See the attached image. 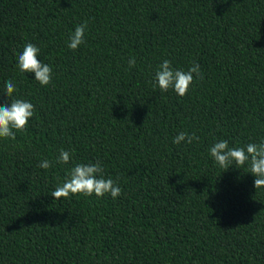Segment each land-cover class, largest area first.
<instances>
[{
	"label": "trees",
	"instance_id": "obj_1",
	"mask_svg": "<svg viewBox=\"0 0 264 264\" xmlns=\"http://www.w3.org/2000/svg\"><path fill=\"white\" fill-rule=\"evenodd\" d=\"M26 43L48 85L20 71ZM164 60L202 78L184 96L153 87ZM11 99L34 114L0 138V264H264V187L210 155L264 141V0H0V107ZM97 162L120 196H51Z\"/></svg>",
	"mask_w": 264,
	"mask_h": 264
},
{
	"label": "clouds",
	"instance_id": "obj_2",
	"mask_svg": "<svg viewBox=\"0 0 264 264\" xmlns=\"http://www.w3.org/2000/svg\"><path fill=\"white\" fill-rule=\"evenodd\" d=\"M86 24H80L69 37L68 47L76 50L84 43ZM40 48L32 43H26L23 51L18 55L17 62L21 72L34 73V78L41 85L51 83L52 68L43 63L37 57ZM135 58H129V67L135 66ZM201 77L199 64L193 63L187 71L174 69L171 61L164 60L155 72V83L153 87L159 86L160 90L167 92L172 88L179 96L187 94L190 85L193 83L194 75ZM17 91L16 86L11 80L6 82L5 95L12 97ZM34 114V105L22 99H11L10 104L5 103L0 107V138L15 139L13 129L23 131L28 125L29 118ZM199 137L194 133L180 132L173 140V143L180 144L182 141L191 144ZM210 155L219 164L223 170H227L230 165L243 166L246 162L250 163V173L256 179L254 187H264V141L259 144L249 143L244 147L230 148L226 140L216 142L210 148ZM71 159V153L63 149L57 162L68 163ZM43 169L52 167V162L45 159L40 165ZM121 188L113 179H105L103 169L100 163L76 164L69 172L68 177L61 186H57L51 193V196L57 200L68 198L71 195L82 193L85 196L95 194L97 197H103L110 194L113 199L121 195Z\"/></svg>",
	"mask_w": 264,
	"mask_h": 264
}]
</instances>
